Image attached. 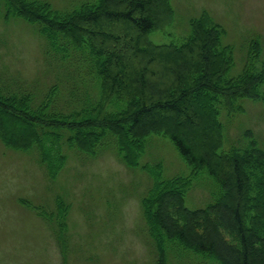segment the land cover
Listing matches in <instances>:
<instances>
[{
  "label": "trees",
  "instance_id": "trees-1",
  "mask_svg": "<svg viewBox=\"0 0 264 264\" xmlns=\"http://www.w3.org/2000/svg\"><path fill=\"white\" fill-rule=\"evenodd\" d=\"M0 5L6 7L5 22L21 18L37 28L48 57L62 68L58 82L84 74L98 94L94 103L91 96H71L64 109L58 84L38 102L28 90L0 87V142L6 148L34 149L55 178L67 162L64 145L95 156L111 138L120 161L153 181L141 203L156 264L171 258L180 264H264V151L250 131L245 148L221 151L220 120L223 109L229 117L243 113L241 100L264 103V64L256 68L259 39L242 74L229 78L233 49L222 44L225 30L207 12L191 21V34L181 44L150 40L172 25L171 0H96L70 12L43 0ZM153 135L172 140L190 176L164 180L162 163L141 166ZM205 170L220 192L205 208L189 209L185 197ZM69 208L62 198L53 212L36 208L54 229L64 257L70 251Z\"/></svg>",
  "mask_w": 264,
  "mask_h": 264
},
{
  "label": "rangeland",
  "instance_id": "rangeland-1",
  "mask_svg": "<svg viewBox=\"0 0 264 264\" xmlns=\"http://www.w3.org/2000/svg\"><path fill=\"white\" fill-rule=\"evenodd\" d=\"M43 1L57 11L70 12L96 0ZM171 4L173 23L165 32L152 33L153 43L181 44L191 34V21L207 12L225 30L222 44L233 49L229 78L242 74L255 39L261 42L256 68L264 64V0H171ZM5 13L6 7L0 5V87L28 90L38 102L58 84L59 108H68L71 96L75 101L91 96L94 103L98 94L92 79L75 74L73 80L63 78L58 82L62 68L53 65L47 42L37 28L21 18L5 22ZM238 105L243 106V113L229 117L225 109L221 112V151L245 148L251 142L247 131L264 151V103L245 99ZM63 153L67 162L51 178L34 149L13 151L0 142V264H64L65 258V264H156L141 203L153 185L149 175L141 168H127L111 138L95 156L67 145ZM157 163L163 164L164 180L188 177L192 172L171 139L153 135L147 140L140 164ZM219 192L218 182L205 170L193 180L185 197L186 206L192 210L205 208ZM58 198L70 205L66 220L70 251L66 257L51 224L36 211L44 208L53 212ZM169 264L180 263L171 258Z\"/></svg>",
  "mask_w": 264,
  "mask_h": 264
}]
</instances>
